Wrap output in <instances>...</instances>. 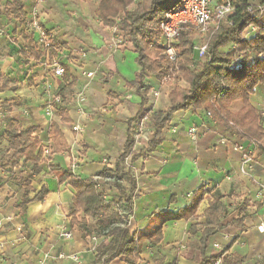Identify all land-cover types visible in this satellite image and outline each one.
<instances>
[{"label":"crops","instance_id":"crops-1","mask_svg":"<svg viewBox=\"0 0 264 264\" xmlns=\"http://www.w3.org/2000/svg\"><path fill=\"white\" fill-rule=\"evenodd\" d=\"M7 1L0 0V72L11 80L14 90L0 94V104H7V108H0V136L5 121L13 119L23 128L36 127V134L44 146L49 141L48 131L53 124L64 140L66 151L53 153L54 145L49 142L50 160L39 165L38 174L31 175L29 202L20 211L24 188L14 180L31 174L33 165L22 164L20 159L18 167L6 166L12 152L5 140L0 141V264H94L95 248L106 245L110 237L95 234L83 237L76 226H71L74 191L66 183L58 184L49 176L47 166H59L87 180L95 178L104 167L113 170L118 164L135 183L132 214L127 225L130 234L143 229L151 213L183 209L189 203L185 196H190L203 183L208 184L209 194L200 202L195 216L166 222L159 244L150 246L148 240L143 241L137 264H158L160 261L163 264H200L199 241L204 213L213 200L226 208V215L220 219L221 228L208 238L204 255L210 257L220 253L236 237L219 264H264V232L257 230L258 226L264 227V204L255 205L264 195V151L259 147L264 141V85H258L249 97L258 118V130L249 128L239 138L233 130L208 117L203 109L180 111L162 130L161 143L154 151L146 153V144L135 149L130 145L126 159L119 162L128 131L131 135L128 122L135 118L142 104L135 87L129 86L140 72L133 47L122 33L102 25L95 15L100 0H43L39 4L35 0H25L27 17L35 9L42 26L54 35L57 53L50 58L60 61L69 76L67 84L73 83L62 104L56 107L52 117H47L41 105L43 100L63 88V77H53L40 65L43 56L39 61L28 58L32 46L42 51L35 35L31 33V42H24L21 32L27 31L26 27L7 19L4 14ZM1 33H9L23 45L27 56L18 57L24 60L29 74L26 83L32 91L27 96L16 82L17 72L15 74L12 68L16 63L12 58H2L7 37H2ZM84 73L92 76L86 77ZM143 84L150 89L145 97V108L152 113L169 109L168 96L175 85L173 82H159L147 75ZM45 86L49 90L43 98ZM179 86L187 88L183 81ZM80 97L84 99L82 103L78 102ZM75 125L80 127L79 131L73 130ZM148 127L151 134L150 122ZM191 127L197 129L195 142L188 136ZM221 138L229 143L220 145ZM233 142L246 146L251 142L258 144L251 177L240 174V156L232 149ZM141 150L142 155L131 162L132 155ZM73 164L75 169H71ZM118 182L127 192V179ZM43 186L49 193L40 201H31ZM103 191L108 201L118 196L112 186H105ZM170 197L175 200L170 202ZM76 217L80 219L81 215ZM94 220L87 218L91 231L95 229ZM239 220L241 226L236 224ZM191 225L197 226L192 234L189 232ZM64 233H69L70 237L64 238ZM108 264L126 262L124 257H119Z\"/></svg>","mask_w":264,"mask_h":264},{"label":"trees","instance_id":"trees-1","mask_svg":"<svg viewBox=\"0 0 264 264\" xmlns=\"http://www.w3.org/2000/svg\"><path fill=\"white\" fill-rule=\"evenodd\" d=\"M232 1L236 8L234 15L222 20L216 31L206 35L202 43L206 44V50L202 56L199 57L192 46L193 38L198 33L193 29L185 30L181 27L172 44L177 55L173 63L166 55L159 25L165 15L177 6L179 0H139L132 11L128 9L133 5L134 0L99 1L95 15L102 25L122 33L123 38L128 40L136 53L135 61L140 67V72L129 86L135 87L142 104L135 118L128 122V129L132 131L133 124L149 114L151 134L144 148L146 153H151L161 143L162 130L170 124L174 114L180 111L203 109L213 120L233 130L239 138H242L249 128L258 130V118L249 97L258 85H264V24L254 14L246 11V5L251 0ZM261 1L264 3V0ZM24 2L25 0H8L4 5V14L8 20L25 27L28 17L24 11ZM248 26H254L256 31L244 39L243 32ZM21 38L24 42H31V33L22 31ZM56 53L57 47L53 40L49 55L55 56ZM20 55L27 56L25 52H20ZM42 56L43 53L36 51L34 46L31 47L29 59L39 61ZM192 63L195 64L194 67ZM63 71L64 86L56 94L61 97L62 102L73 86L72 82L67 84L69 76L65 68ZM147 75L153 76L159 82L166 80L175 84L168 96L169 109L152 113L151 109L144 107L145 97L150 91L143 84ZM180 81L186 83L187 88L179 86ZM10 83L11 80L0 72V94L14 90V86ZM0 108H7L6 102L1 103ZM60 113L64 115L63 111ZM36 132V127L23 128L19 122L8 119L0 136V141L5 140L8 150L12 152L6 166L16 168L20 159L22 164L33 165L31 174L14 180L24 188L20 211H23L29 202L27 194L32 191L31 175L38 174L41 170L39 165L50 160L51 153L44 154V147ZM48 140L54 145L53 153L66 151L64 140L53 124L49 127ZM131 143L132 139L128 131V138L119 156V162L126 159ZM259 147L264 151V141ZM142 151L133 154L130 161L141 156ZM47 169L48 175L58 184L66 183L74 191L69 220L71 226H76L83 237L92 234L110 237L106 245L100 244L95 248L94 264H108L119 257H124L126 264H137L143 241L148 240L150 246L159 244L162 240L164 224L168 221L189 220L194 217L200 202L206 194H209L208 184L203 183L190 196H185L189 198L186 207L176 212L151 213L143 229L130 234L127 225L132 214L135 183L123 173L119 164L113 170L104 167L95 178L87 180H82L70 170H63L59 166L48 165ZM123 178L127 179L129 184L127 192H124L118 182ZM105 186L114 187L118 196L111 201L105 200L103 191ZM48 193L49 189L43 186L31 201H40ZM174 200L170 197V202ZM262 204H264V195L255 205ZM120 210L124 212L120 213ZM77 215H81V218L78 219ZM225 215L226 208L218 200H213L205 211L199 241L200 264H214L219 261L236 242L235 237L220 253L210 257L204 255L208 238L221 228L220 219ZM89 217L95 219L93 231L88 225ZM236 224L241 226V220ZM196 228V225H191L190 234L195 233ZM158 264L163 262L160 261Z\"/></svg>","mask_w":264,"mask_h":264},{"label":"built area","instance_id":"built-area-1","mask_svg":"<svg viewBox=\"0 0 264 264\" xmlns=\"http://www.w3.org/2000/svg\"><path fill=\"white\" fill-rule=\"evenodd\" d=\"M43 0H35L37 4ZM235 4L232 0H179L177 6L170 10L164 17V20L160 23L159 29L163 38V42L166 48V55L170 62H175L177 55L175 54L172 44L179 34L181 27L185 30H195L198 35L206 36L212 31H216L219 23L222 20H226L234 15ZM246 11L255 15L257 19H260L264 24V3L261 0H251L246 5ZM26 29L36 37V44L43 53V60L40 65L48 70L53 77L62 78L64 71L57 58H50L49 50L54 40L52 32L46 30L40 23L37 17V11L32 9L29 18H27ZM256 31L254 26H248L243 32V38H248L252 33ZM198 52V56H202L206 50V44H201L199 47H193ZM86 77H91V73H84ZM84 101L83 97L78 99L79 103ZM62 104V99L58 95L54 94L46 100L44 105V113L47 117H52L57 106ZM80 113L83 114L82 110ZM208 117H211L209 113H206ZM149 114L142 117L141 120L133 124L131 131V147L132 149L142 147L147 144L150 136L149 132ZM73 130L79 131V126H73ZM188 136L192 142L197 140V129L191 127L188 129ZM229 141L226 138L219 140L220 145H227ZM258 146L256 142H251L248 146L238 142L231 143L233 150L238 152L240 156L239 172L241 175L248 177L252 176V169L254 165V150ZM44 154L49 155L51 153L49 141L45 143ZM71 169H75V164ZM105 199V197H104ZM106 200V199H105ZM123 213L124 211H119ZM259 232H264V227L258 226ZM64 238H69V233L63 234ZM220 249L217 245L214 246ZM75 260V257H71ZM214 264H219L215 262Z\"/></svg>","mask_w":264,"mask_h":264},{"label":"rangeland","instance_id":"rangeland-1","mask_svg":"<svg viewBox=\"0 0 264 264\" xmlns=\"http://www.w3.org/2000/svg\"><path fill=\"white\" fill-rule=\"evenodd\" d=\"M134 1L137 2L138 0H134ZM133 5H135V4L133 3ZM133 5L130 6V9L128 11H132L133 10L132 9ZM11 28H13V26ZM1 35H2V37L3 36L7 37V39L5 40L6 44H7V47H4V50L1 52L2 58L4 60L7 59V58H12L13 62L16 63L15 67H14V64H13V67H12L13 70L15 71L14 73L16 74V72H17L15 78H17L18 81H16V82L19 83V85H20V87L22 89H24L23 95L27 96L28 93L32 91V88L28 87L27 83H26L29 74H28V70L25 67L24 60L21 57H18V55L20 56V52H23V45H21V41L16 40L9 33H1ZM205 37L206 36H201V35L195 36L193 38V41H192V43H193L192 46L193 47H199L205 41ZM160 42H161V40H160ZM192 65H193V67L195 66L194 63H192ZM34 87H36V86H34ZM47 90H49V88L47 86H45V91L43 93V98L46 97L45 95H48ZM24 100H27V99H24ZM45 102L46 101L43 100V104L41 105V109L44 108V103ZM24 106L25 105H22L21 107H24Z\"/></svg>","mask_w":264,"mask_h":264}]
</instances>
